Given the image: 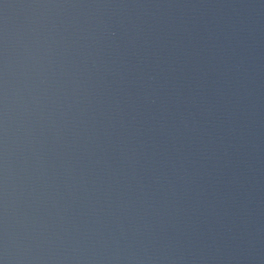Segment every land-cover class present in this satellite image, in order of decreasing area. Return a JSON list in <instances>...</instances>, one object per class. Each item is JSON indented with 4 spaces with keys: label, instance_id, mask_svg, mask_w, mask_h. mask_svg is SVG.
Masks as SVG:
<instances>
[{
    "label": "water",
    "instance_id": "95a60500",
    "mask_svg": "<svg viewBox=\"0 0 264 264\" xmlns=\"http://www.w3.org/2000/svg\"><path fill=\"white\" fill-rule=\"evenodd\" d=\"M0 264H264V0H0Z\"/></svg>",
    "mask_w": 264,
    "mask_h": 264
}]
</instances>
